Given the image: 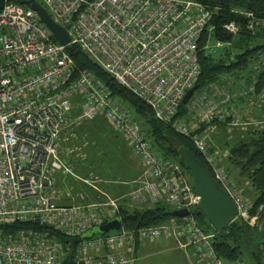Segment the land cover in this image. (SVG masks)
I'll list each match as a JSON object with an SVG mask.
<instances>
[{
  "label": "built area",
  "instance_id": "built-area-1",
  "mask_svg": "<svg viewBox=\"0 0 264 264\" xmlns=\"http://www.w3.org/2000/svg\"><path fill=\"white\" fill-rule=\"evenodd\" d=\"M21 1L3 0L0 9V225L37 223L73 240L121 219L120 207L127 201L141 210L158 205L190 209L200 203L186 170L155 151L130 111L93 73L77 70L67 52L75 45L149 105L159 121L189 137L236 205V220L254 231L264 230V205L255 210L254 201L237 188L212 143L214 119L230 115L228 90L212 87L211 94L204 91L190 98L189 116L207 126L202 133H194L186 120L174 119L201 73L199 42L206 29L212 31L208 27L212 13L205 6L191 0H37L58 25L68 27L71 42L63 46L39 14ZM254 26L252 22L250 28ZM225 29L238 31L234 23ZM211 40L210 35L207 51L223 46ZM258 104L262 106L261 101ZM74 108L81 114L71 119ZM101 116L140 159L142 178L119 198L64 206L60 180L69 176L81 180L69 161L77 148L64 144L76 125ZM82 181L107 197L93 185L97 178ZM215 236L205 233L192 214L157 226H122L74 249L47 232L0 229V264H62L70 254L75 264H137L139 245L162 239L174 241L195 264H228L214 249Z\"/></svg>",
  "mask_w": 264,
  "mask_h": 264
},
{
  "label": "trees",
  "instance_id": "trees-1",
  "mask_svg": "<svg viewBox=\"0 0 264 264\" xmlns=\"http://www.w3.org/2000/svg\"><path fill=\"white\" fill-rule=\"evenodd\" d=\"M191 1L202 4L212 13V20L208 26L212 31L206 29L199 42L201 73L195 83L197 90L191 98L204 91L211 94L212 87L228 90L231 98L226 106L230 115L213 121V124L228 129L234 120L232 112L237 110L238 114L242 115L250 109L255 113L253 107L257 106L259 101L262 106L258 105L254 110H264V100H261L264 94V0ZM21 3L28 5L29 1L23 0ZM252 22L255 25L253 29L250 28ZM231 23L238 28L236 34L225 29V26ZM210 35L211 43L218 42L223 45L213 53L206 50ZM67 52L73 58L78 71L87 70L93 73L113 97L135 114L133 120L139 122L151 146L163 159L179 163L192 179L191 172L178 153V148L184 146L206 166L189 137L176 132L171 124L159 121L149 105L118 84L78 46L71 45L67 48ZM190 100L186 105L181 103L175 120L188 121ZM80 114V110L74 108L69 118L75 119ZM109 126L106 119L101 116L92 121H82L69 134V141L64 145L77 148V152L70 156L69 161L75 175L81 180L71 176L64 181L60 180L59 187L65 191L62 205L105 202L108 198L116 199L124 196L136 187V184L132 189L129 187L138 178L137 174L136 176L131 174L132 165L138 166L134 153L124 138L119 137L117 132L118 135L115 134L112 128L113 132L108 130ZM206 127V124H202L201 127L192 130L194 133H202ZM245 136L230 149L229 162L240 170V176L250 182L254 190L256 210L264 205V127L251 128L246 131ZM138 169L140 177L143 171L140 167ZM96 178L99 181L93 185L107 197L82 181L87 179L95 181ZM173 211L168 205L142 210L121 205L120 217L126 229H139L161 225L171 220L174 217ZM195 219L205 233L216 234L213 239L214 249L228 264L240 263V259L243 260L246 253L255 263L264 264V238L262 239L264 233L259 234L238 219L226 230L217 233L202 213H197ZM0 229L5 230L6 233L29 229L47 232L51 238L61 244L75 248L70 237L49 226H41L37 223H15L0 225ZM62 264H75L73 256L70 254Z\"/></svg>",
  "mask_w": 264,
  "mask_h": 264
},
{
  "label": "water",
  "instance_id": "water-1",
  "mask_svg": "<svg viewBox=\"0 0 264 264\" xmlns=\"http://www.w3.org/2000/svg\"><path fill=\"white\" fill-rule=\"evenodd\" d=\"M28 4L39 14L42 22L52 32L56 42L63 46H67L71 42L68 27L58 25L46 8L37 0H29ZM3 5V0H0V9H2ZM196 90L197 87L195 86L187 91L183 99L184 105L189 102ZM178 153L183 159L186 168L191 172L193 188L200 197V203L197 207H191L190 209L174 210L172 216L184 218L190 214L195 216L197 213H202L217 233L223 232L236 221L238 216L236 205L225 190L219 186L207 167L188 148L180 146ZM122 226V220L119 217L114 218L104 225L94 227L78 238L73 239L72 245L77 246L80 242L91 239L95 235H105L113 231H119ZM240 263H243L242 259H240Z\"/></svg>",
  "mask_w": 264,
  "mask_h": 264
},
{
  "label": "rangeland",
  "instance_id": "rangeland-1",
  "mask_svg": "<svg viewBox=\"0 0 264 264\" xmlns=\"http://www.w3.org/2000/svg\"><path fill=\"white\" fill-rule=\"evenodd\" d=\"M258 105L253 107V108L254 109L257 108ZM254 109H253V111L256 113V117H255L256 125L255 126H248V129H245L243 127L244 126L243 122L240 120L239 117H237L235 120H233L232 124L230 123L232 125V126H230V128L225 129V128H221V127L217 126L216 131L212 135V143H214V145L216 146L217 152L220 153L218 155H219V159H220L221 164L225 167V169L227 170L229 175L232 177V179L237 183V188L245 195L246 198H248L252 201H254V190L252 189L250 182H248L245 178L240 176V170L238 168L234 167L232 164H230L229 157H230V149L235 145V143L237 141L241 140V138L246 137L245 136L246 131L251 129V127H260V128L264 127V110L262 109V111H261L260 109H256V110H254ZM128 110H130V109H128ZM130 113H131L132 118L135 119V114L132 113L131 111H130ZM187 120H188L187 124H188L190 129H195L196 127L202 126V123L199 120H197V118L194 119L191 116H189V117H187ZM97 121L101 122V120H97ZM103 124H105V123H103ZM91 126H92V124H91ZM105 127H107L106 124H105ZM108 130L113 132L110 126L108 127ZM115 134H117V133L115 132ZM119 137H122V136L120 135ZM133 156L135 157V161L138 163V166L132 165L131 174H135L134 172L139 171V169H138L139 167L143 171V167L141 166L142 164H140L138 159H137L138 157L134 154H133ZM141 178H142V175H141V177L136 179V182L130 184L129 187L132 189V187L135 184L137 185V183L141 180ZM191 184H192V179H191ZM126 204L130 209L135 208L128 201ZM261 233H264V230L262 232H259V234H261ZM263 238L264 237L262 236V239ZM162 240L166 241L165 239H162ZM164 241L162 242V244H171V243L164 242ZM151 245H149V246L150 247H156L155 245H153V246H151ZM243 260H244L243 263H238V264H257L250 258L249 254H247V253L244 255Z\"/></svg>",
  "mask_w": 264,
  "mask_h": 264
},
{
  "label": "crops",
  "instance_id": "crops-1",
  "mask_svg": "<svg viewBox=\"0 0 264 264\" xmlns=\"http://www.w3.org/2000/svg\"><path fill=\"white\" fill-rule=\"evenodd\" d=\"M250 111V112H249ZM236 112V113H234ZM231 113L234 120L239 117L240 120L244 124V128L248 129V126H255L256 125V113L251 112L249 109L248 111L244 112L242 115L238 114L239 112L234 111ZM254 114V115H253ZM238 115V116H237ZM242 124V125H243ZM196 127L195 129H197ZM254 128V127H251ZM216 148V146H215ZM135 159V157H134ZM139 163H141L140 159L137 158ZM142 166V165H141ZM139 171L134 172L135 176L137 174V177L139 178ZM143 174V172H142ZM141 177V176H140ZM137 178V179H138ZM164 240H160L155 243H149L145 242L139 245L138 247V263L137 264H195L193 259L189 257V255L181 248L177 246V244L174 241L166 240L164 242H168L171 244H162ZM158 243V244H157ZM152 244V245H151ZM157 244V245H156ZM176 244V245H175ZM149 245L156 247H150ZM244 262V260H243Z\"/></svg>",
  "mask_w": 264,
  "mask_h": 264
}]
</instances>
